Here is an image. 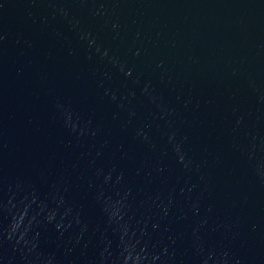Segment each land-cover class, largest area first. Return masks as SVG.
I'll list each match as a JSON object with an SVG mask.
<instances>
[{"label":"water","instance_id":"95a60500","mask_svg":"<svg viewBox=\"0 0 264 264\" xmlns=\"http://www.w3.org/2000/svg\"><path fill=\"white\" fill-rule=\"evenodd\" d=\"M0 264H264V0H0Z\"/></svg>","mask_w":264,"mask_h":264}]
</instances>
